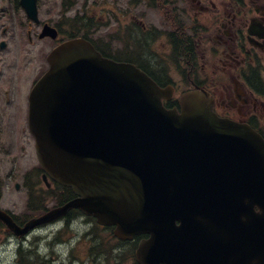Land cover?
<instances>
[{"label":"water","instance_id":"95a60500","mask_svg":"<svg viewBox=\"0 0 264 264\" xmlns=\"http://www.w3.org/2000/svg\"><path fill=\"white\" fill-rule=\"evenodd\" d=\"M49 59L31 94L30 126L44 169L77 197L24 228L0 209L16 234L78 208L115 225L122 239L151 234L141 245L149 264H222V248L236 249L234 264H264V141L257 134L217 117L203 89L185 92L181 111L166 109L162 98L172 90L103 58L84 38L66 41ZM182 241L199 242L194 247L208 257L176 258Z\"/></svg>","mask_w":264,"mask_h":264},{"label":"flooded vegetation","instance_id":"af4514ba","mask_svg":"<svg viewBox=\"0 0 264 264\" xmlns=\"http://www.w3.org/2000/svg\"><path fill=\"white\" fill-rule=\"evenodd\" d=\"M152 1L162 15L156 23L147 16ZM178 2L36 0L38 16L33 17L21 0H0V149L13 157L7 159L11 169L0 177V207L17 222L45 212L35 205L31 179L18 165L33 147L29 95L48 68L49 52L80 30L83 18L107 25L106 43H97L103 53L122 54V61L148 71L161 86L206 88L218 116L248 125L264 138V0H186L188 9ZM45 27L49 32L42 36ZM114 33L121 34L117 41L108 36ZM12 186L23 192L26 203L13 197ZM64 219L33 232L52 225L57 230ZM139 242L138 237L108 245L91 241L78 246L85 248L78 264H139Z\"/></svg>","mask_w":264,"mask_h":264},{"label":"rangeland","instance_id":"374dc122","mask_svg":"<svg viewBox=\"0 0 264 264\" xmlns=\"http://www.w3.org/2000/svg\"><path fill=\"white\" fill-rule=\"evenodd\" d=\"M175 1L177 2V1H186V0H175ZM178 5L180 7L188 9V3L187 2L186 3H184V2L179 3L178 2ZM147 16L149 17L148 18L149 21H153L155 23L158 21L159 18H162V15L159 12H157L156 10L150 9V8H147ZM185 88H188V87H178L175 94L178 95ZM8 158L11 160L13 159V157L9 154L8 151H4V149H0V161L2 162V164L4 163L3 172L1 171V174L4 173L5 171L11 169V166H10L11 163L8 162V160H7ZM36 164H38V160H37L35 152H34V155L33 154L22 155L18 160V165L21 167L23 166L25 168L26 167L27 168L33 167V165H36ZM13 189L14 188L12 186V190ZM12 195L14 198L19 200L20 202L24 201L25 196H24L23 192H16L15 190H13ZM48 196H49L48 205L52 206L54 199H51V198H53L51 196V194ZM79 223H81V224H79L78 226H75L73 228L65 227V228L61 229L60 231L56 230L55 232H58L57 235L59 236V238L61 239L62 242L60 244H57L58 243L57 242L56 244L51 245V249L49 247L50 254L52 253V250H53L52 255L59 254L60 256L63 257V259L66 260V264H70L71 259L69 256L72 253L71 251L76 246L81 245L82 243H83L82 246H89L91 244L90 239H89V242L87 241V243H84L87 240V238L82 237V231H84L86 226H84L82 219L79 220ZM93 229H94L93 232H95V234L102 240V243L104 245H108L111 243V241H112V238L110 235L111 231L105 230V229L98 227L96 225H93ZM55 232H53L52 235ZM10 234L5 229L0 230V264H14V262H15V259H14L15 258V256H14L15 246L10 245L12 242L9 239V237L11 236ZM77 249H75L73 251V255L74 256L77 255L76 257L81 256L84 258L85 255L83 253L80 254L79 250H77ZM74 256L72 257L73 261H75Z\"/></svg>","mask_w":264,"mask_h":264},{"label":"trees","instance_id":"16d2710c","mask_svg":"<svg viewBox=\"0 0 264 264\" xmlns=\"http://www.w3.org/2000/svg\"><path fill=\"white\" fill-rule=\"evenodd\" d=\"M85 36H87V34H85ZM64 194H65V197L68 199L69 197H71L72 196V191H71V189H69V188H64ZM26 257V256H25ZM27 258V257H26Z\"/></svg>","mask_w":264,"mask_h":264}]
</instances>
